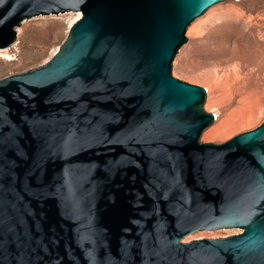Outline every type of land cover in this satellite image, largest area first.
Instances as JSON below:
<instances>
[{
    "label": "water",
    "instance_id": "1",
    "mask_svg": "<svg viewBox=\"0 0 264 264\" xmlns=\"http://www.w3.org/2000/svg\"><path fill=\"white\" fill-rule=\"evenodd\" d=\"M238 0H0V50L81 13L44 65L0 80V264H264V122L222 144L186 33ZM223 238L183 240L200 231Z\"/></svg>",
    "mask_w": 264,
    "mask_h": 264
},
{
    "label": "rangeland",
    "instance_id": "2",
    "mask_svg": "<svg viewBox=\"0 0 264 264\" xmlns=\"http://www.w3.org/2000/svg\"><path fill=\"white\" fill-rule=\"evenodd\" d=\"M74 14L24 22L16 43L0 50V80L46 64L65 42ZM186 37L173 61V77L206 89L204 109L218 114L201 142L222 144L264 122V0L214 5L192 23ZM241 232L200 231L183 242Z\"/></svg>",
    "mask_w": 264,
    "mask_h": 264
},
{
    "label": "bare ground",
    "instance_id": "3",
    "mask_svg": "<svg viewBox=\"0 0 264 264\" xmlns=\"http://www.w3.org/2000/svg\"><path fill=\"white\" fill-rule=\"evenodd\" d=\"M81 16H82V14H81L80 12H79V13H75V14H74V17L71 18V24H70V27H72V25H73L74 23H76V22L81 18ZM18 33H20V31H19ZM208 90H209V89H208ZM215 115H216V117L218 118V114L216 113Z\"/></svg>",
    "mask_w": 264,
    "mask_h": 264
}]
</instances>
